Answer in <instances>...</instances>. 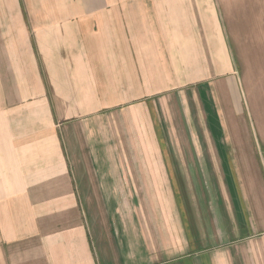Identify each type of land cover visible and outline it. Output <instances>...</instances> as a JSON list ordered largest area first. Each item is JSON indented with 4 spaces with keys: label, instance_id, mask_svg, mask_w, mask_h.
Segmentation results:
<instances>
[{
    "label": "crops",
    "instance_id": "obj_1",
    "mask_svg": "<svg viewBox=\"0 0 264 264\" xmlns=\"http://www.w3.org/2000/svg\"><path fill=\"white\" fill-rule=\"evenodd\" d=\"M260 42L264 0H0V264H264Z\"/></svg>",
    "mask_w": 264,
    "mask_h": 264
},
{
    "label": "rangeland",
    "instance_id": "obj_2",
    "mask_svg": "<svg viewBox=\"0 0 264 264\" xmlns=\"http://www.w3.org/2000/svg\"><path fill=\"white\" fill-rule=\"evenodd\" d=\"M249 29L251 31H254V28H249ZM259 29H260V27H259ZM251 39H253V38L251 37ZM256 47L257 48L260 47V49L262 48L263 51H264V43H261L260 42V43L256 44ZM262 79H264V77H262ZM257 89H258V92L251 91V90H248L247 89L248 99H249V102L251 104L252 109H254V107H255L254 106V102H258V93H260L262 95V101L264 103V82L258 84ZM191 104H192V102H191ZM208 110L209 109L207 107V111ZM214 114H215V112L213 110L211 112V115L212 116L209 117L208 120H207L208 121V125L207 126H208V129L216 136L214 142L217 143L218 142V137L222 136L221 134H223V130L220 129V125L218 124V121H217V118H219V116H217L216 114L214 115ZM231 117L234 118V117H237V116L234 113L233 114L229 113V110H228L227 111V118L230 120V124H231V119H232ZM248 117H249V123L247 122L246 124H244V121L243 120H240L238 117L236 119L234 118L235 119V122L239 120V127H240V130H241V133L244 134V135H246V133L247 134H251V136H253L254 138H255V135L256 136L257 135L258 136L260 135L261 138L264 139V115H262L260 117V119H259L262 123H259V121H258L259 116H257L254 112L252 114L251 111H250V114H249ZM196 129L198 131V134L202 136L203 135V133H202L203 132L202 126H199V125L196 124ZM230 130H231V125H230ZM231 132L233 134H235V131L233 129L231 130ZM186 142H188V141H186ZM203 147H206V146H203ZM251 148L254 149L253 146ZM257 148L261 152V147L259 145L257 146ZM257 164H258V161H257ZM260 166L262 167L261 164H260ZM263 171H264V167H263ZM256 173H258V171H256ZM262 177H263V174L261 172H259V174L257 175V178L260 181H262Z\"/></svg>",
    "mask_w": 264,
    "mask_h": 264
}]
</instances>
